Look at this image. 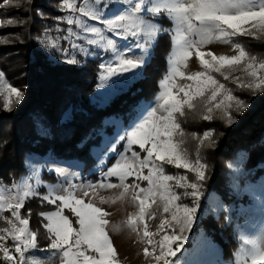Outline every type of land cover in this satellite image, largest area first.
<instances>
[{
    "label": "snow or ice",
    "instance_id": "snow-or-ice-1",
    "mask_svg": "<svg viewBox=\"0 0 264 264\" xmlns=\"http://www.w3.org/2000/svg\"><path fill=\"white\" fill-rule=\"evenodd\" d=\"M62 7L70 12L63 18L69 25L63 39L68 41L72 50V55L65 62L69 65L79 64L77 54H106L107 58L99 65L103 71L98 86L108 88L107 92L100 94L104 98L123 93L126 86L143 75V69L150 63L160 36L170 35L173 51L169 57V72L160 81L161 90L155 97V103L134 109L133 114L129 116L127 127H123L116 120L106 121L105 124L116 125L117 132L114 136L105 135L103 127L94 129L90 134L103 138L98 157L106 158L109 152L115 153V163L104 175L119 177L121 184L101 182L89 187L122 186L125 192L133 187L138 189L133 199L139 201L140 214L135 220L129 218L128 221L133 231L136 230V221L144 219L146 200L155 197L159 192L161 199L165 201L163 212L169 213L170 218L165 217L162 220L156 233L149 232L147 224L144 225L143 237H147L146 242L153 245L152 251L145 248L144 254L156 264H182L177 254L182 250L186 251L185 243L196 222L201 197L204 195V182L208 177L207 165L201 161L199 155L192 161L173 140L177 133L184 135L177 114L183 116L185 106L195 109L194 101L199 100L205 105L208 113L204 115V119H212L211 113L218 109L222 112L221 119L231 126L236 122L232 110L241 112L247 107L244 101L232 94L231 89L226 88L207 71L209 68L221 73L227 80L228 76L224 75L221 69L225 65H242L243 71L251 78L250 82L240 83L239 78L233 82L254 94L264 93V61L257 62L255 57H250L242 45L234 44L238 55L233 56H216L200 50L212 42L231 43L232 38L237 36L258 38L264 35V0H79V6L77 0H64ZM164 19L173 27L163 28L159 21ZM193 50L206 71L189 75L187 79L196 83L194 86L187 85V88L194 87L195 90L186 91L181 87L183 97H178V94L173 92L175 80L177 76L185 75L181 68L186 67V61ZM63 54L67 56L68 49H63ZM205 55L211 56V61L206 60ZM3 94H6L4 107L7 111L13 110L12 102L7 97L14 94L16 104L23 99V93L8 84L4 80V73L0 72V95ZM93 102H96L95 97ZM97 106L104 105L101 103ZM74 119L75 109L69 108L62 113L58 124L68 125ZM36 133L38 137L51 138L53 128L37 122ZM213 135L212 132H205L200 143L203 144L204 139L211 141ZM214 143L211 141L209 146H214ZM117 144L121 145L122 151H117ZM134 146H138L139 150H135ZM141 152L145 153L143 158ZM247 158V152L241 151L238 153L236 166L229 164L228 167L239 174L240 165ZM100 163L103 164L104 160L101 159ZM164 164L186 169L194 173L195 178L189 181L187 175L166 174ZM29 167L33 169V175L36 177L35 187L25 182L9 197H5L3 189H0V213L10 211L11 216L18 222L13 223V220L9 219L7 223L11 227L0 229V233H3L0 234V240H3L5 235H10L15 242L14 253L18 254L17 260L12 250L0 245V257L5 264H28L26 254L37 248V233L29 230V219L22 218L20 214L26 198L39 196L36 190L41 184L38 168L32 164H29ZM145 169L148 174H144ZM53 170L57 174H63L65 171L61 167ZM261 170L264 171V167ZM133 176L137 180L147 181L149 187L124 183L128 177ZM176 188L184 189L183 193H178ZM246 191L251 194L252 203L247 208L241 207L239 214L258 215L260 219L256 225H251L256 231L240 232V247L235 253L233 264H264V182L259 185V194L256 186L251 184L246 186ZM55 192V188H50L47 195L40 197L56 207L55 211L41 215L48 221L45 227L50 238V248L60 254L62 264H117V254L106 231L109 222L105 217L108 214L93 203H85L76 198L71 189L66 190L65 195H55ZM141 194H144V198H141ZM182 196L191 199V206L179 203ZM152 202L155 200L152 199ZM219 207L224 210L222 204ZM65 209L74 216L77 227H73L72 220L64 214ZM166 226L172 228L171 233L166 231ZM161 232L164 234L160 235ZM155 236L160 238L154 240ZM198 253L199 249H194L191 253L193 259L189 264H205L197 258Z\"/></svg>",
    "mask_w": 264,
    "mask_h": 264
},
{
    "label": "trees",
    "instance_id": "trees-1",
    "mask_svg": "<svg viewBox=\"0 0 264 264\" xmlns=\"http://www.w3.org/2000/svg\"><path fill=\"white\" fill-rule=\"evenodd\" d=\"M63 1L0 0V17L13 21L0 28V36L7 41L0 47V69L9 74L10 80L16 81L23 93V99L18 104L14 103L15 100L12 102V111H7L0 100V184L12 185L24 175L27 172L26 157L32 153L43 156L51 153L60 160L79 161L82 170L89 171L97 162L95 149L101 147L103 139L90 136L93 130L103 127L104 131L111 133L114 126L105 122L112 116L127 122L141 99L154 97L159 90V81L167 71L172 41L170 35H162L150 63L145 66L143 77L116 95L109 104L97 106L92 101V95L98 85L100 59L87 58L76 65L54 64L37 45L45 27L67 25L60 20L65 12L61 9ZM162 23L171 26L167 19ZM239 40L246 41L247 50L260 57V61L264 60L263 43L250 36H242ZM241 90L248 93L245 98L249 103L231 126L220 115L206 120L197 109L186 108L183 116L177 114L184 133L179 136L183 140L190 142L192 137L199 140L202 133L209 129L214 133L211 137L214 146H209V140L204 150L208 178L204 182L202 203L211 192L220 194L227 201L235 196L229 186L227 163L241 151L248 154L244 161L247 177L255 179L263 173L264 94L256 95L246 88ZM69 108L75 109V119L71 124L61 126L58 121ZM36 119L52 126L51 138L37 136ZM54 206L41 207L39 199H32L26 201L20 210L23 217L29 218L31 230L37 233L39 248L50 245L46 222L40 212ZM65 213L75 219L67 210ZM3 214L4 218L0 214V225L7 227L5 219L9 220L11 213L6 210ZM200 227H205L222 244L225 256H230L237 249L232 227L225 226L223 215L216 219L213 213L207 214L201 209L193 231Z\"/></svg>",
    "mask_w": 264,
    "mask_h": 264
},
{
    "label": "rangeland",
    "instance_id": "rangeland-1",
    "mask_svg": "<svg viewBox=\"0 0 264 264\" xmlns=\"http://www.w3.org/2000/svg\"><path fill=\"white\" fill-rule=\"evenodd\" d=\"M64 1L62 2L63 5ZM77 5L79 6V0H77ZM61 9L64 12V15L60 18V20H63L64 17L70 14L69 10L64 9L61 6ZM41 15V12H39ZM110 14V13H109ZM8 21H11V18L3 19L0 17V28L7 27L10 23ZM95 23V22H92ZM159 23L162 25L163 28H172L171 26H166L164 23H162V20L159 21ZM69 25L63 26L61 24H56L54 26L45 27V30L43 31V36L40 37V39L37 41V45L40 49H42L48 56L49 60L52 61L54 64L59 63H66V59L70 58L72 55V50L70 48V45L68 41L64 40L63 37L67 34V28ZM75 30V25L72 26ZM242 36H237L232 38L231 43H222V42H212L207 44L206 46L202 47L200 50L204 53H213L216 56L220 55H227V56H233L238 55V50L234 48L235 43H239L243 46V48L246 50V52L249 54L250 57H255L257 62L260 61V57H258L256 54L253 55V53L249 52L247 50L246 41H240L239 38ZM254 37V36H250ZM257 40H259L260 43L264 44V35H260L258 38L254 37ZM249 42V41H247ZM7 41H3V37L0 36V47L2 45H5ZM55 44V47H52V45ZM63 49H68V55L65 56L63 54ZM173 51V44L171 48V52ZM170 52V54H171ZM168 56V66L167 71L165 74H163V77L161 80L164 79L166 74L169 72V57ZM87 58H99L100 64L104 59L107 58L106 54L101 53L100 56H84L82 54H77V59L80 61V64L85 61ZM205 59L211 61V56L205 55ZM264 61V60H262ZM215 64V62H212ZM218 66V65H217ZM145 69V67H144ZM143 69V71H144ZM102 69L100 68L99 74H98V85L96 88L95 93L92 95V101L93 98H96V104L107 105L109 102L116 96H112L110 98H104L101 97V93L107 92L108 88H100L98 87L101 83L99 77L102 73ZM181 71L184 72L183 77H176L175 80V87L173 88V92L178 94V97H183V92H180V88H185L186 91H194L195 88L188 89L187 85L192 84L195 85V81H190L187 79V77L195 72H204L206 69L200 64L199 57L196 55L195 50H193L192 55L187 59L186 61V67H182ZM212 75L215 76L216 79L220 81V83H223L226 88L231 89L232 94L236 97H238L240 100L244 101L247 105L249 102L247 97V92H242V88L238 86L237 83H234V80H237L239 78V82L243 84H248L251 80L250 77L246 75V73L243 71V66H229L225 65L221 72L224 73V75L228 76V79L225 80L224 76L221 75V73L214 72L211 68L207 69ZM0 72L4 73V80L10 84L11 86L15 87L16 89L20 90L19 87H17L15 80L9 79V74L5 73L2 69H0ZM144 75V74H143ZM141 75L136 81L137 82L140 78L143 77ZM160 80V81H161ZM159 81V84H160ZM132 82L130 85L126 86L125 91L134 83ZM159 90L155 93L154 97L149 99H141L139 104L134 108H139L143 105H151L155 103V97L160 92ZM21 91V90H20ZM256 95H263L264 93H255ZM5 96L6 94L0 95V100L5 104ZM7 99L10 102H13L15 100L14 94L10 97H7ZM252 99V97L250 98ZM196 104L197 110L203 113V115H207L206 107L203 103L199 102V100L194 101ZM187 107L185 106L184 110ZM131 113L130 115H132ZM222 116L221 110H214L211 113L212 119L217 118V116ZM239 115V112H236L234 109L232 110V116L237 118ZM116 120L118 121L123 127H127L129 120L126 122L123 118L112 116L108 118L106 121ZM178 120V117H177ZM211 120V119H210ZM237 120V119H235ZM37 122H40L38 119H36ZM179 122V120H178ZM41 123V122H40ZM180 123V122H179ZM111 124V123H108ZM114 129L110 133L109 131H104L105 135L107 136H114L117 132V127L114 124ZM181 126V124H180ZM206 132H213L212 129L207 130ZM198 134V133H197ZM203 135L200 136L199 140H194L195 138L192 137L190 142L185 139L183 140L179 134L177 133L173 140L174 142L179 144V147L182 151H184L188 158L192 161H195L197 159V155H199V158L203 163L207 165V171H208V164L205 162L204 159V150L206 147L208 139H204L203 144L200 143V140L203 139ZM199 135V134H198ZM123 142H121L122 144ZM181 143L183 145H181ZM117 151H122L121 145L117 144ZM100 147L96 148L95 151L98 153ZM135 150H139L138 146H134ZM206 152V151H205ZM96 153V164L89 169V171L84 172L82 170V164L79 161H65L60 160L56 158L53 154L48 153L46 155H41L38 153H32L28 154L26 157V168L27 172L22 175L15 183L12 185H4L0 184V189H3V195L5 197H9L11 195L15 194V189L21 185H23L25 182L31 183L34 187L35 185V179L36 177L33 175V169L29 167V164L35 165L38 168L39 172V179L41 181L40 186L36 188V190L39 193V196L36 197H28L26 198V201L32 200V199H39V205L41 207L51 206L54 204H51L47 201L42 200L40 197L47 195L48 190L50 188H55L56 192L55 195H65L66 190L71 189L74 191L75 197L78 199H82L85 203H93L95 206L101 208L105 213L108 215L105 217L108 220V226L106 228V231L111 239V242L113 244V248L116 252V261L117 264H156V262L150 258L146 257L144 254V249L148 248L149 251H152L153 245L148 244L147 237H143V231H144V225L147 224L148 231L151 233H156L159 231V225L161 224L162 220L165 217L170 218L169 213L163 212V207L165 201L161 199L159 192H157L156 196L146 200L145 210L146 214L144 216V219L142 221H136V230L133 231L132 228L129 226L128 221L129 218H132L133 220L136 219V217L140 214V206L139 201L134 200L133 196L136 192H138V189L129 188L127 192L124 191V188L122 186H117L114 188H105V187H89L99 185L101 182L105 184H115L120 185L121 181L119 177H105L104 173L107 171L109 167H111L116 160L115 153L109 152L105 157L100 156L98 157ZM208 154V152H206ZM145 153L141 152V157ZM237 157L238 155L233 158L231 161L227 163V167L229 164H233L234 167L237 164ZM103 159L104 163L101 164L100 160ZM164 170L166 174H171L175 176H181V175H187L189 181H193L195 178V174L188 172L186 169L183 168H176L173 165L164 164ZM56 167L64 168L65 171L63 174H57L53 169ZM241 172L237 174L234 169H229V186L231 187V191L235 194L233 198H231L229 201L222 198L220 194L216 192H211L207 198L201 202V207L198 210V212L203 209L205 212L213 213L214 217L216 219H219L222 215L225 219V226H231L232 227V234L233 238L236 240L238 247L233 251V253L230 256L224 255V248L222 244L214 239L207 231L205 227H200L199 230L193 231L195 229V224L192 227V230L190 233H188V241L185 243V250H182L181 253H178V257L182 260V264H189V262L193 259L191 253L194 251V249H199V253L197 258L201 261H204L205 264H233L234 256L237 251H239L240 242H239V236L240 232L248 231V232H254L256 231V228L252 227L251 225H256L260 219L258 215L248 214V215H240L239 209L241 207H249L252 203V197L251 194H249L246 191V186L248 185H255L257 194H259V185L264 182V171L262 174H260L255 179H250L247 177V170L244 167L243 164L240 165ZM206 171V172H207ZM144 174H148V170H144ZM96 177V178H95ZM235 178V180H234ZM124 183L129 185H136L139 184L140 187L148 188V182L137 180L135 176L128 177ZM172 183V182H170ZM178 193H183L184 189L182 188H176L175 189ZM87 193V195L85 194ZM141 198H144V194H141ZM152 199L155 200V202H152ZM25 201V202H26ZM38 203V202H37ZM181 204H187L191 206V199L187 197H181V200L179 201ZM224 206V210H221L219 205ZM150 205V207L148 206ZM56 207H51L46 209L45 211L40 212V215L42 213H47L51 211H55ZM67 210V209H65ZM68 211V210H67ZM5 212V211H4ZM3 212V213H4ZM0 213L2 217L4 218V214ZM22 218V212H20ZM65 215L69 216V219L72 220L73 227H77L75 219H72L71 216L64 212ZM154 215V218H153ZM42 216V215H41ZM198 216V213H197ZM9 219L13 220V223H18L15 221V219L8 215ZM7 217V218H8ZM43 217V216H42ZM27 219H29L27 217ZM46 224L48 221L43 217ZM6 221L8 219H5ZM246 221L248 223L246 224ZM6 223V222H4ZM45 224V225H46ZM5 225V224H4ZM9 225V224H8ZM9 226H3L0 225V229L4 228H10ZM29 230H31L29 226ZM166 231L168 233H171L172 228H169L166 226ZM178 231V228H177ZM3 234V233H0ZM164 233L161 232L160 235H163ZM160 237L155 236L153 237L154 240H158ZM0 245H3L14 253V247L15 242L12 240L10 235H5V238L3 240H0ZM157 251L159 249L157 248ZM15 254V253H14ZM17 256L18 260V254H15ZM26 260L28 261V264H62V261L60 259V254L56 252L55 250H52L50 248V245L47 247L32 249L29 251V253L26 254ZM2 262L5 261L2 260Z\"/></svg>",
    "mask_w": 264,
    "mask_h": 264
},
{
    "label": "crops",
    "instance_id": "crops-1",
    "mask_svg": "<svg viewBox=\"0 0 264 264\" xmlns=\"http://www.w3.org/2000/svg\"><path fill=\"white\" fill-rule=\"evenodd\" d=\"M2 260H3L2 257H0V264H4V262H2Z\"/></svg>",
    "mask_w": 264,
    "mask_h": 264
}]
</instances>
